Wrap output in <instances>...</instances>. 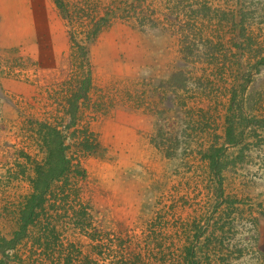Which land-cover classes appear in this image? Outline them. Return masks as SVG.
<instances>
[{
  "label": "rangeland",
  "instance_id": "rangeland-1",
  "mask_svg": "<svg viewBox=\"0 0 264 264\" xmlns=\"http://www.w3.org/2000/svg\"><path fill=\"white\" fill-rule=\"evenodd\" d=\"M41 125L82 171L70 202L95 238L57 226L90 264H264V0H0V239L32 194ZM29 241L7 264L37 259ZM112 243L125 260L101 258Z\"/></svg>",
  "mask_w": 264,
  "mask_h": 264
},
{
  "label": "trees",
  "instance_id": "trees-1",
  "mask_svg": "<svg viewBox=\"0 0 264 264\" xmlns=\"http://www.w3.org/2000/svg\"><path fill=\"white\" fill-rule=\"evenodd\" d=\"M101 21L106 22V20ZM98 34V31L95 30L94 37ZM93 37V38H94ZM92 38V39H93ZM83 50V48H80ZM87 52L83 50V56H86ZM91 77L87 74L84 78V81L79 85L75 86V93L73 95V101L69 102L70 111L73 114V119L78 111V103L80 99H87L88 92L90 90ZM44 134L41 132V143H42V154L44 155L43 162H34L32 168V175L34 178H29L27 181L32 189V194L27 196L24 199L23 209L18 212L17 216V225L19 229L16 230L14 234V240L7 241L6 239H0V255L2 260H5L9 257V251L15 250L16 246H19L25 239L30 240L27 245L28 248L25 250L24 254H28L29 258L35 256L37 253V259L29 263L24 262V264H40L42 261L38 260L40 255L44 253L47 255L50 260L55 264H83V260H89V263H92L88 255H83L79 250L76 243H68L69 238H66L65 232L70 230L68 227H58L57 224L68 225L70 222L74 225V232L78 233L77 236H86L89 239L95 238L91 234L92 230L89 232L88 228L86 230L81 229L82 218L86 215V208L79 206L80 197H77L74 194L73 183L68 178V175H73L75 172L78 175L82 174V171L79 168L73 172L71 171V161L66 155L67 148L64 145L62 134L56 128H51L47 125H41ZM228 133V137L231 136V130ZM52 132V133H50ZM230 134V135H229ZM92 135V134H91ZM93 136V135H92ZM53 137V139H51ZM82 146L86 150H91L92 145L94 144L93 140L90 139V136H87L82 142ZM95 145H97L95 143ZM93 145V147H97ZM29 160L28 156L26 157ZM18 167L22 168V175H25L28 172L26 166L18 161ZM81 177V176H80ZM65 179V181H60ZM70 201H76L72 203ZM82 203V201L80 202ZM69 217L72 218L69 219ZM63 219V221H60ZM43 227H42V226ZM38 227L41 236L38 234L30 235L29 228ZM79 231V232H78ZM41 238L43 240L42 245L44 246V252H39V245H41ZM64 238L66 240L64 241ZM98 240V238H97ZM62 241V242H61ZM100 242V241H99ZM103 242L99 243V249L102 248ZM107 254L105 255L101 250L99 255L101 258L110 259V260H124L125 255L121 250L118 251L115 243H112L107 248ZM79 256H86L83 259H80ZM57 260V261H56ZM60 260H63L60 261ZM73 260H79L76 262ZM81 260V261H80ZM0 264H7L6 260L0 262ZM148 264V262L146 263Z\"/></svg>",
  "mask_w": 264,
  "mask_h": 264
},
{
  "label": "crops",
  "instance_id": "crops-1",
  "mask_svg": "<svg viewBox=\"0 0 264 264\" xmlns=\"http://www.w3.org/2000/svg\"><path fill=\"white\" fill-rule=\"evenodd\" d=\"M33 20H34V24H36V23H37V20H36V19H34V18H33ZM124 260H125V259H124ZM128 260H129V259H128Z\"/></svg>",
  "mask_w": 264,
  "mask_h": 264
}]
</instances>
